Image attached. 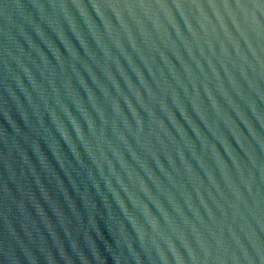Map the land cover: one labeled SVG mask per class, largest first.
<instances>
[{
  "label": "water",
  "instance_id": "1",
  "mask_svg": "<svg viewBox=\"0 0 264 264\" xmlns=\"http://www.w3.org/2000/svg\"><path fill=\"white\" fill-rule=\"evenodd\" d=\"M0 264H264V0H0Z\"/></svg>",
  "mask_w": 264,
  "mask_h": 264
}]
</instances>
